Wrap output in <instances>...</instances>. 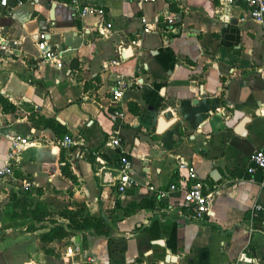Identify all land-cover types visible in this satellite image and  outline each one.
I'll return each mask as SVG.
<instances>
[{"label": "crops", "instance_id": "0c3cea01", "mask_svg": "<svg viewBox=\"0 0 264 264\" xmlns=\"http://www.w3.org/2000/svg\"><path fill=\"white\" fill-rule=\"evenodd\" d=\"M10 1V14L0 13V36L24 40L13 54L0 52V95L14 106L0 107V166L5 135L31 144L21 145L13 163L18 183L0 180V207L11 191L54 216L81 208L102 219L107 233H71L60 257L11 243L0 247V264H223L241 251L264 264V191L258 174L245 171L249 154L264 146V21L250 20L237 31L247 16L235 7L219 9L216 0H90L103 7L111 25L101 37L82 33L94 18L75 19L66 0ZM51 2L53 18L45 8ZM166 8L174 23L162 33H143L139 17L149 21ZM36 32L67 48L60 68L34 61L30 38ZM124 44L133 45L134 54L104 67L115 46ZM118 73L140 77L122 91L121 119L108 104ZM37 114L53 118L63 134L35 125ZM64 135L82 141L67 147L59 143ZM114 135L118 147L106 144ZM120 153L133 182L122 193L114 185ZM60 156L72 178L60 172ZM180 158L216 190L211 215L200 221L184 216L188 181L176 166ZM21 180L30 185L16 192ZM255 202L262 209L251 216ZM67 247H73L68 257ZM166 251L174 260L163 262Z\"/></svg>", "mask_w": 264, "mask_h": 264}, {"label": "built area", "instance_id": "2783aa9c", "mask_svg": "<svg viewBox=\"0 0 264 264\" xmlns=\"http://www.w3.org/2000/svg\"><path fill=\"white\" fill-rule=\"evenodd\" d=\"M155 0H139V2H154ZM166 5L168 3L176 2L177 0H161ZM10 0H0V13L10 14L11 3ZM20 0H14L13 3H19ZM219 9L224 10L230 7L237 8L242 14L246 15L250 20L261 24L264 21V0H216ZM66 4L70 9L73 17L75 19H80L82 16H92L94 20L92 23L82 26V33L96 32L101 37H107L110 30V22L105 17L104 9L101 5L94 3L90 0H66ZM173 13L169 12L166 8L161 12L154 15L149 21L144 19L143 16L139 17V22L141 24V31L143 33H162L163 29L169 28V26L174 23L172 18ZM172 29V28H171ZM34 36L30 38L31 43L35 48L34 61H43L52 65L55 68H60L62 66L61 56L62 53L67 48H59L57 43L51 41L48 38V34L45 32H36ZM24 37L22 35L14 39H5L0 36V52L7 54H13L16 49H19V45L23 42ZM115 57L109 59L105 66L117 65L119 59V46L114 48ZM139 69L144 70V64L139 65ZM140 82V77L132 75H122L116 74L112 79L108 88V104L112 109V113L118 117L122 118L123 112L118 105V102L122 96V91L131 85L138 84ZM5 137L8 140V147L5 152V158L0 166V180L10 179L12 181H17L16 176L13 172V163L19 157V151L21 145L31 144L26 138L17 136L16 134H7ZM81 138H71L68 135H64L59 141L61 145L64 146H74L81 143ZM106 144L112 147L119 146V138L114 135L111 136ZM128 159L123 155L119 154L118 157V176L114 180V185L119 193L131 185L133 182L127 176L125 170L128 166ZM177 168L184 169L188 185L186 188L182 189V200L186 205V212L184 214L185 218L189 221H200L203 218L210 216V206L213 200V196L216 192L214 187H207L206 184L200 180L193 167L185 160L178 159L176 163ZM246 173L251 177L258 174L257 184L260 190L264 191V146L254 149L248 157V164L245 168ZM252 178H250L251 180ZM29 182L26 180H21L19 187H16V192L25 191L29 187ZM152 189V186H148ZM169 189H175L173 184L169 185ZM159 194H164V191H159ZM262 206L258 203H253L251 206V216L257 211H260ZM70 243L73 242V236L69 239ZM73 248V247H72ZM72 248L67 247L64 255L70 256ZM223 264H260L259 260L247 254L244 251L239 252L236 257L230 261Z\"/></svg>", "mask_w": 264, "mask_h": 264}, {"label": "rangeland", "instance_id": "374dc122", "mask_svg": "<svg viewBox=\"0 0 264 264\" xmlns=\"http://www.w3.org/2000/svg\"><path fill=\"white\" fill-rule=\"evenodd\" d=\"M158 1L159 0H156V2ZM154 8L158 9L160 7L156 5L154 6ZM245 18H246L245 22L242 23L240 28H237V31H241L243 28L249 25L250 19L248 17ZM228 26L229 25H227V27ZM52 36L56 40V35L54 34ZM148 37H151V39H153L154 41L156 40V38L153 35ZM261 41L262 43H264V39H262ZM14 183H18V181ZM12 198H13L12 192L8 191L5 194L0 207L2 213L0 216V220L2 221L0 225V247H5V245H9L11 243L13 244L21 243L25 245L26 249L28 250L30 249L32 251L33 250L37 251L41 249L45 252L46 251L50 253L55 252L60 257L61 256L60 248L64 247L65 243L67 242V238L69 236L66 235L62 238H57L54 240L55 243L53 244L41 240L40 236L42 233L46 232V228H49V226L53 224L52 223L53 221L57 223L58 220L60 222V220L62 219H60L59 216H54L55 212L49 211V214L46 217H44L42 220L40 221L33 220L31 219V217L27 216V213H25L27 211L26 210L27 207L17 208L13 206L11 202Z\"/></svg>", "mask_w": 264, "mask_h": 264}, {"label": "trees", "instance_id": "16d2710c", "mask_svg": "<svg viewBox=\"0 0 264 264\" xmlns=\"http://www.w3.org/2000/svg\"><path fill=\"white\" fill-rule=\"evenodd\" d=\"M0 107L3 111H12L14 109V106L10 104L7 99L2 97L1 95ZM33 121L35 125H39L43 128H51L55 134H63L64 132L53 118L44 117L42 115L37 114L34 116ZM60 162V172L63 175L72 178L68 170V165L65 162L62 163L61 156ZM11 202L13 206L17 208L27 207V211L25 213H27V216L31 217V219L33 220L40 221L49 214V211H47L42 204H40L39 202H32L26 199L24 195H21L19 198H15L13 196ZM59 216L66 219V221L57 223L53 221V224L49 226L47 231L41 234V240L48 242L57 238H62L66 235L69 236L73 232L86 231L89 229H91L96 234L107 233V228L104 226L102 219H100L98 216L88 214L81 208L76 210L63 209L59 212Z\"/></svg>", "mask_w": 264, "mask_h": 264}, {"label": "water", "instance_id": "95a60500", "mask_svg": "<svg viewBox=\"0 0 264 264\" xmlns=\"http://www.w3.org/2000/svg\"><path fill=\"white\" fill-rule=\"evenodd\" d=\"M54 5H55L54 2H51V3L45 5V8H47L48 11H49V17L50 18H53V14L52 13H53V7H54ZM134 52H135V47L133 45H131V44H124L120 48V50H119L120 58L123 59V60L126 59V58H129L130 56H132L134 54ZM245 121H247V118L246 117L241 118L240 121H239V123L237 124V128L234 131H236L237 133H241V132H239V128L242 126V124ZM162 126H163V123L162 124L160 123V127H162ZM215 173H216L215 170H212L209 173V175L212 178L215 179V176H214ZM77 239H78V235L76 234L74 236V245L75 246H77ZM167 260H174V256L170 255L168 253V251H166L165 254H164V256H163V262H166Z\"/></svg>", "mask_w": 264, "mask_h": 264}]
</instances>
